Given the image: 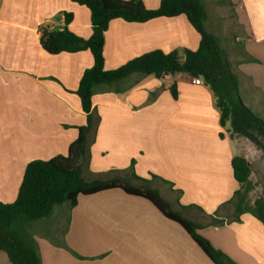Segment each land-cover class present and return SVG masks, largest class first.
I'll return each instance as SVG.
<instances>
[{
	"label": "crops",
	"instance_id": "obj_1",
	"mask_svg": "<svg viewBox=\"0 0 264 264\" xmlns=\"http://www.w3.org/2000/svg\"><path fill=\"white\" fill-rule=\"evenodd\" d=\"M203 2L205 28L221 39L239 89L260 93L264 107V0H210L214 13ZM66 14L73 15L70 29L90 38V11L71 0H0V187H12L9 198L0 189L5 203L16 200L28 163L66 155L87 123L75 92L93 66L91 53L48 55L40 44L43 30L64 29ZM199 42L185 16L116 19L105 34V69L155 50L195 51ZM192 79L134 74L95 87L83 176L155 189L235 264H264L263 224L251 213L234 219V195L243 187L231 162L249 161V145L221 127L214 93ZM15 231L36 242L43 264H214L179 224L121 189L80 195L75 206H55L46 218L19 221ZM0 264H12L2 251Z\"/></svg>",
	"mask_w": 264,
	"mask_h": 264
},
{
	"label": "trees",
	"instance_id": "obj_2",
	"mask_svg": "<svg viewBox=\"0 0 264 264\" xmlns=\"http://www.w3.org/2000/svg\"><path fill=\"white\" fill-rule=\"evenodd\" d=\"M87 8L91 14L93 33L84 39L70 29L72 14H66L63 30H43L40 44L48 55L77 54L88 51L93 66L82 74L75 94L87 115V123L80 127L77 139L68 147L66 155H59L28 163L16 200L0 201V251L5 252L12 264H43L36 242L12 230L19 221L35 222L48 217L55 206H75L80 195L121 189L125 193L150 201L166 218L179 224L214 264H235L223 251L217 249L204 237L201 225L174 211L159 191L148 186L136 187L126 180L95 179L83 177V161L87 158V136L93 124V92L99 85H114L134 74L154 75L162 78L168 74H186L200 78L209 86L216 98L222 128L229 125L232 135L247 138L264 150V119L245 105L239 94V80L232 64L224 53L221 39L205 28L206 7L203 0H160L157 9H148L142 0H71ZM185 16L199 35L197 50L165 53L161 50L145 53L123 66L105 69V34L111 21L122 19L129 23H146L157 18ZM174 99H178L175 85L171 87ZM223 137V134H220ZM235 180L242 190L236 192L234 219L239 221L245 213H251L264 226V197L257 198L253 206L247 204L246 196L252 190L251 163L244 157L232 159ZM156 177V176H154ZM233 199V200H234Z\"/></svg>",
	"mask_w": 264,
	"mask_h": 264
},
{
	"label": "rangeland",
	"instance_id": "obj_3",
	"mask_svg": "<svg viewBox=\"0 0 264 264\" xmlns=\"http://www.w3.org/2000/svg\"><path fill=\"white\" fill-rule=\"evenodd\" d=\"M208 10L210 13H214L216 10V7L210 3V0H208ZM217 34H220L222 31L221 27L216 26L214 29ZM183 55V52L180 53ZM226 54V53H225ZM239 94L241 95L243 102H247V106L250 107L253 112L256 114L260 115L264 119V107H262L263 104L260 105V100H261V95L260 93H254L250 90L244 89H239ZM237 138L242 142L245 141L248 147L245 148V155H247L251 165H252V170L253 174L251 177V182H252V190L249 192V194L246 196V201L247 204L250 206H253L254 201L259 198V197H264V150L259 149L253 144L251 141H248L247 138H244L241 136H237ZM84 177V176H83ZM87 181L89 178L88 175H85L84 177ZM2 191V196L4 198H9V194L11 192L12 187L11 186H5V187H0ZM242 193L245 194L246 191L245 189H242ZM236 202V201H235ZM28 225L30 224H23L22 226L27 228L29 227ZM19 226V222H16L12 226V230H17Z\"/></svg>",
	"mask_w": 264,
	"mask_h": 264
},
{
	"label": "built area",
	"instance_id": "obj_4",
	"mask_svg": "<svg viewBox=\"0 0 264 264\" xmlns=\"http://www.w3.org/2000/svg\"><path fill=\"white\" fill-rule=\"evenodd\" d=\"M0 48H1V41H0ZM193 83L198 84L200 82V78H193Z\"/></svg>",
	"mask_w": 264,
	"mask_h": 264
}]
</instances>
